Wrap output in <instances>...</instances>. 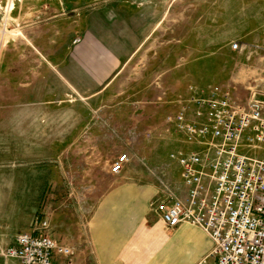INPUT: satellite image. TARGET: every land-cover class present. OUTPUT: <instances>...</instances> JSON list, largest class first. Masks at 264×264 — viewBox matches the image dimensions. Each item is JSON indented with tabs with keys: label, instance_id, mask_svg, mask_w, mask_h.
<instances>
[{
	"label": "rangeland",
	"instance_id": "obj_1",
	"mask_svg": "<svg viewBox=\"0 0 264 264\" xmlns=\"http://www.w3.org/2000/svg\"><path fill=\"white\" fill-rule=\"evenodd\" d=\"M261 83L264 0H0V264L35 219L55 239V184L64 201L76 181L90 190L123 153L119 174L152 173V223L172 237L155 213L179 181L171 154L199 148L172 117L186 106L194 118L214 88L246 104ZM183 224L176 250L197 261L212 242Z\"/></svg>",
	"mask_w": 264,
	"mask_h": 264
},
{
	"label": "built area",
	"instance_id": "obj_2",
	"mask_svg": "<svg viewBox=\"0 0 264 264\" xmlns=\"http://www.w3.org/2000/svg\"><path fill=\"white\" fill-rule=\"evenodd\" d=\"M249 92L241 104L230 89L214 88L208 99L196 101L206 108L194 118L186 106L172 117L185 141L199 148L171 154L179 181L155 211L167 228L188 223L207 233L211 249L194 264H264V84ZM128 161L126 153L119 155L111 172L119 174ZM34 224L14 236L4 256L16 264H72L70 246L37 232L47 221Z\"/></svg>",
	"mask_w": 264,
	"mask_h": 264
},
{
	"label": "crops",
	"instance_id": "obj_3",
	"mask_svg": "<svg viewBox=\"0 0 264 264\" xmlns=\"http://www.w3.org/2000/svg\"><path fill=\"white\" fill-rule=\"evenodd\" d=\"M248 18L252 19L251 15ZM255 42L259 47L260 42ZM97 76V81L105 82L104 73ZM90 171L94 172L93 168L85 169L83 176ZM103 171L90 190L87 184L76 181L65 201L62 197L59 200L55 184L51 233L72 248L73 264H192L196 258H185L174 244L175 238H184L191 230L181 224L172 237L166 238L152 223L156 195L152 173H145V180L138 182L126 173ZM147 251L151 254L148 261Z\"/></svg>",
	"mask_w": 264,
	"mask_h": 264
}]
</instances>
